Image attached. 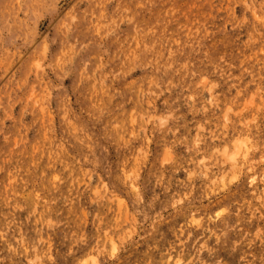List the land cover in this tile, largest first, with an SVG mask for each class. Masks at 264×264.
<instances>
[{"label":"rangeland","instance_id":"374dc122","mask_svg":"<svg viewBox=\"0 0 264 264\" xmlns=\"http://www.w3.org/2000/svg\"><path fill=\"white\" fill-rule=\"evenodd\" d=\"M0 264H264V0H0Z\"/></svg>","mask_w":264,"mask_h":264},{"label":"bare ground","instance_id":"6f19581e","mask_svg":"<svg viewBox=\"0 0 264 264\" xmlns=\"http://www.w3.org/2000/svg\"><path fill=\"white\" fill-rule=\"evenodd\" d=\"M163 72V71H162ZM168 119V118H167ZM167 122V121H166ZM67 154V153H66ZM56 163V162H55ZM52 164V163H51ZM235 167V166H234ZM14 194V193H13ZM114 198V197H113ZM111 200V199H110ZM118 203V202H117ZM21 213V212H20ZM16 220V219H15ZM52 224V223H51ZM97 228V227H96ZM23 235V234H22ZM106 238V237H105ZM110 239V238H109ZM112 239V238H111ZM19 241V240H18ZM49 242V241H48ZM110 243V242H109ZM50 245V244H49ZM47 248V247H46ZM33 250V249H32ZM171 257V256H170ZM33 262V261H32Z\"/></svg>","mask_w":264,"mask_h":264}]
</instances>
